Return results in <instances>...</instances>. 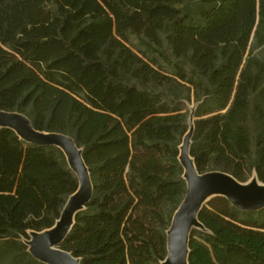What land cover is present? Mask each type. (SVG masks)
Masks as SVG:
<instances>
[{
	"label": "trees",
	"instance_id": "obj_1",
	"mask_svg": "<svg viewBox=\"0 0 264 264\" xmlns=\"http://www.w3.org/2000/svg\"><path fill=\"white\" fill-rule=\"evenodd\" d=\"M129 35L169 59L165 38L200 77L197 170L243 180L255 169L264 182V0H0V110L83 148L94 191L61 246L81 264L163 262L187 192L174 89L193 80L172 61L164 76ZM77 188L61 148L1 128L0 264H44L22 237L52 228ZM199 215L209 233L192 232L190 264H264V208L215 196Z\"/></svg>",
	"mask_w": 264,
	"mask_h": 264
},
{
	"label": "water",
	"instance_id": "obj_2",
	"mask_svg": "<svg viewBox=\"0 0 264 264\" xmlns=\"http://www.w3.org/2000/svg\"><path fill=\"white\" fill-rule=\"evenodd\" d=\"M192 112L189 119V127L192 119L188 150L190 156L192 137L195 131V108ZM6 127L13 129L20 138L29 143L61 148L71 169L78 175L77 191L67 199L56 223L52 228L47 229L49 230L47 232L39 233L41 232L39 231V235L35 236L30 234L31 240L27 244L29 245L28 250L34 258L44 264H81L80 258L75 257L71 251L62 249L61 246L76 223V215L87 206L94 191L89 168L83 158V148L79 147L74 138L68 134L37 130L31 119L21 112L0 110V129ZM179 157L187 192L183 202L175 211L171 225L167 230V255L163 264H186L187 261L190 264L191 248L189 243L192 227H197L200 224L203 229H206L200 222L199 213L211 197L223 196L241 211H258L264 208V185L262 187H247L244 184L243 186V183L240 184L241 182L233 175L220 170L201 173L197 170L194 158V167H190L185 155L180 156L179 154ZM255 175L260 181L257 172ZM207 195L210 197L205 200Z\"/></svg>",
	"mask_w": 264,
	"mask_h": 264
},
{
	"label": "rangeland",
	"instance_id": "obj_3",
	"mask_svg": "<svg viewBox=\"0 0 264 264\" xmlns=\"http://www.w3.org/2000/svg\"><path fill=\"white\" fill-rule=\"evenodd\" d=\"M164 39V45H163V53L165 55L168 56L169 59H165L164 57H160L158 56L157 53H147L145 52V46L143 44L140 43V40H138V38L135 36V35H129V39H128V44L129 46L137 53H139L140 55H143L145 56V58L148 60V61H155V67L157 69H159L162 74L164 76L166 75H175V71L176 69H174V66L171 65V61L174 62V63H177L179 67H183L186 69V71L188 72V74L190 75V78L193 80V83H188L186 81H182V85L181 86H177L174 91L176 93V96L182 98L180 100H176L179 104V106L181 107V109H183V111L187 112L188 114V121H187V125L189 127V119L191 117V114L193 113L192 110L195 108H197V105L200 103V100H199V95L201 94L200 92L202 91L201 88H199L196 83L198 81H200V77H198V75H195L193 73V68L190 66L189 63L185 62L184 60H177L174 56V54H172V50L171 48L169 47L168 45V42L165 38ZM144 53V54H143ZM163 92H166V91H163ZM199 92V93H198ZM163 98L165 101H169V102H172L174 100L173 96L168 94V92L164 93L163 94ZM13 112H16V113H19L17 111H13ZM190 128V127H189ZM189 130V129H188ZM187 133V132H186ZM185 133V134H186ZM184 134V135H185ZM184 137V136H183ZM183 141V138L181 140V142ZM28 142V141H26ZM183 143V142H182ZM181 143V145H182ZM180 145V146H181ZM179 154H180V147H179ZM70 166V164H69ZM71 168V167H70ZM214 170H217V169H214ZM214 170L212 171H208V172H213ZM73 171V170H72ZM221 171V170H220ZM74 175H76V173L73 171ZM256 173V170L255 169H252V170H249L247 173H246V176L243 180H239L237 179L234 175V177L241 183H245V182H248L251 178L254 177ZM228 174H231L228 172ZM184 175V174H183ZM232 175V174H231ZM76 177L78 178V175H76ZM261 181V180H260ZM262 182V181H261ZM264 183V182H262ZM214 198L211 197L210 199ZM209 199V200H210ZM208 202V201H207ZM206 202V203H207ZM177 210V209H176ZM175 210V211H176ZM174 211V213H175ZM173 213V215H174ZM172 215V216H173ZM174 217V216H173ZM170 227V226H169ZM169 229V228H168ZM167 229V230H168ZM44 230H47V229H44ZM43 231V230H42ZM32 232H37V231H34V230H29L28 231V236L30 237H22V240L26 242V244L28 243V241L31 240V233ZM192 232L195 234V237L196 238H199L200 240L203 239L204 237H206L207 233H209L208 230L206 229H199L197 227H192ZM192 234V233H191ZM28 245V244H27ZM28 248H29V245H28ZM160 264H163V262H161Z\"/></svg>",
	"mask_w": 264,
	"mask_h": 264
},
{
	"label": "bare ground",
	"instance_id": "obj_4",
	"mask_svg": "<svg viewBox=\"0 0 264 264\" xmlns=\"http://www.w3.org/2000/svg\"><path fill=\"white\" fill-rule=\"evenodd\" d=\"M191 129H192V119L190 120V130L185 135L183 143L180 146V156L185 155L187 157L188 165L190 167H194L193 157H191L189 152H188L189 143H190L189 142V135H190ZM240 184H242V183H240ZM244 184L247 185V187H252V186L262 187L264 185L261 181H259L257 179L256 175H254L253 178H251L248 182H245ZM244 184H243V186H244ZM209 197H210V195L205 196V200H207ZM197 228L203 229L202 225H200V224L197 226ZM47 231H49V230H44V231H41L39 233H43V232H47ZM39 233L38 232H32L31 234L33 236H35L36 234L39 235ZM186 264H188V261L186 262Z\"/></svg>",
	"mask_w": 264,
	"mask_h": 264
}]
</instances>
